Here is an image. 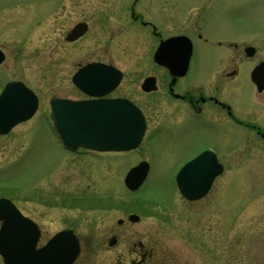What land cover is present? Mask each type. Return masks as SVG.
Segmentation results:
<instances>
[{
    "label": "flooded vegetation",
    "instance_id": "obj_1",
    "mask_svg": "<svg viewBox=\"0 0 264 264\" xmlns=\"http://www.w3.org/2000/svg\"><path fill=\"white\" fill-rule=\"evenodd\" d=\"M246 2L40 0L39 5L29 1L10 7L7 12L20 5H32L34 14L40 18L38 21L46 18L52 21L48 40H52L56 50L62 49L65 63L53 69V79H57L55 71L58 70L68 91L53 92L48 99V111L42 110L43 102L33 87L21 76L6 77L2 73L1 68H10L7 64L10 54L7 46L0 44L3 58L0 92L8 82H23L39 97L33 117L0 135L5 139L15 128L29 123L23 132L14 136L16 144L27 142V132L33 133V118L46 117L51 133L65 150V162L57 167L53 180L40 186L48 189L51 197H46V203L36 197L33 208L38 214L60 210L63 219H71V214L64 211L78 206L77 202H72L73 199L79 201L73 193L82 189L89 199L80 201L93 204L85 211L90 212L88 224L82 226L67 220L52 232L41 217L31 216L17 206L39 228L37 248L56 233L72 229L81 246L74 264H79L83 255L93 257L94 249L116 253L112 264H179L171 259L172 250L159 232L161 227L157 228L152 222V216L162 213L170 217L168 213L177 208L179 198L195 206L209 202L206 206L209 213H213L215 206H229V182L222 188L216 189V186L222 177L228 180L231 164H264V37L259 27L253 35L243 33L244 29L239 27L231 28L232 23L235 26L246 23ZM2 17L3 14L0 23ZM78 25L86 30L72 39ZM55 31L59 32L58 39L54 37ZM161 44L173 59L155 60ZM141 46H144L142 55L137 57ZM52 52L55 53V49ZM89 52L92 55L88 57ZM14 55L16 63L20 62V53L16 51ZM52 63L60 62L54 57ZM78 72L86 79L88 76L98 79L100 84L92 88L78 86L74 82ZM55 99L127 101L140 109L145 118L143 139L137 147L124 150L68 149L57 138L51 118ZM162 134L165 140L149 142L153 136ZM154 150L156 153L152 155ZM201 154L207 156L195 167L196 179H207L215 172L216 164L222 171L214 177L202 198L189 200L178 188L176 178L185 165ZM153 159L163 164L173 161L169 176L177 194L175 203L157 187L147 193V188L153 186L150 184ZM144 161L149 165L147 177L139 188L130 189L126 177ZM77 177L80 185L71 188L72 180ZM214 192L220 193V202ZM2 197L6 196L0 195ZM161 201L164 205L159 203ZM261 241L264 246L263 237ZM254 243L256 248L248 247L251 252L234 256L238 264L244 263L248 256H251L250 264H264V249ZM231 255L229 264L233 263Z\"/></svg>",
    "mask_w": 264,
    "mask_h": 264
},
{
    "label": "rangeland",
    "instance_id": "obj_2",
    "mask_svg": "<svg viewBox=\"0 0 264 264\" xmlns=\"http://www.w3.org/2000/svg\"><path fill=\"white\" fill-rule=\"evenodd\" d=\"M29 1H34L37 5L40 2V0H0V15L3 14V20L0 23V44L6 45L10 54L7 62L10 68L5 69V66L1 70L5 76L7 75L6 77L21 76L41 97L42 110L44 108L48 111L50 95L53 92L62 94L68 91L58 70L55 71L56 74L58 73L55 74L57 79H53L52 73L59 64L62 67L65 63L62 49L56 50L52 45V40H48L52 34L51 20L46 18L38 21L40 18L34 14L32 5L28 7L20 5L7 12L12 5L27 4L26 2ZM36 12L38 14L37 10ZM246 12V23L236 26L232 23L231 28L239 27L241 30L244 29L243 33L253 35L259 27L258 30L264 37V0H247ZM58 36L59 32L55 31V39H58ZM91 48H93L92 45ZM53 49L55 53L52 52ZM143 49L144 46H141L137 57L142 55ZM16 51L20 53L18 63L14 55ZM89 55L92 53L89 52L88 57ZM54 57L60 63L53 65ZM16 64L18 67L14 68ZM35 117L32 120L33 133L27 132V138H29L27 142L16 144L14 136L23 132L22 130L27 128L29 123L15 128L13 134L5 139L0 135V195L12 199L20 209L23 208L25 213L41 217L46 222L45 227L51 232L60 228L67 220L85 226L88 224L87 215L90 214L85 211L88 205L93 204H87L84 200L80 201L81 198L89 199L83 189L78 193H73L79 201L73 199L72 202H77L78 206L72 207L71 211H64L71 214V219H63L61 217L63 211L60 210L50 214L48 211L38 214L37 209L33 208L36 205V197L42 203H46V197H51L47 192L48 189L40 186L45 181L53 180L57 167L65 162L63 160L65 150L51 133L47 118ZM165 139V135L162 134L158 137L153 136L149 142ZM151 149L153 148H149ZM155 153L156 150L152 152V155ZM152 162L153 173L150 184L153 186L147 188V193L157 187L161 193L171 196L175 203L177 194L169 176L173 161L163 164L158 159H153ZM227 174H230L228 180L224 177L219 179L220 182H217L216 189L222 188L229 182L228 188L231 193L228 207L215 206L213 213L211 211L209 213L206 210L207 204L210 205L209 202L203 201L202 206L201 204L195 206L179 198L177 208L168 213L170 217L162 213L152 216L155 226L161 227L159 232L162 233V237L166 238L172 250V257H170L174 262L179 264H229V254L232 253V264H238L239 260L235 259L238 257L237 253L251 252L248 247H254V242L264 249L261 241L262 237L264 238V164H231V169ZM78 182L79 177L72 180L71 188L80 185ZM87 184L88 182L83 186L86 187ZM216 194L218 195L217 202H220L218 200L220 193ZM159 203L164 205L162 201ZM210 215L213 217L211 218ZM240 237L242 240H238ZM115 256L116 253L94 249L93 257L88 258L87 254L83 255L79 264H112L116 261ZM250 260L251 256H248L244 263L239 264H250ZM0 264H4L1 256Z\"/></svg>",
    "mask_w": 264,
    "mask_h": 264
},
{
    "label": "water",
    "instance_id": "obj_3",
    "mask_svg": "<svg viewBox=\"0 0 264 264\" xmlns=\"http://www.w3.org/2000/svg\"><path fill=\"white\" fill-rule=\"evenodd\" d=\"M83 25L74 30L72 39L85 32ZM173 59L163 44L155 53L156 61ZM3 58L0 55V62ZM91 66L88 65L87 69ZM86 67L82 70L84 71ZM98 79L84 78L81 72L74 77L80 87H96ZM87 86H84V85ZM35 92L23 82H9L0 93V134L8 133L13 126L30 119L38 108ZM53 113L55 130L65 147L95 150H124L135 148L142 140L146 123L140 109L127 101H71L55 99ZM207 154H201L178 173L176 181L181 193L189 200L202 198L209 190L221 166L207 179L194 177L195 167L201 165ZM149 165L141 162L126 177L130 189L139 188L148 174ZM0 255L5 264H73L79 256L80 242L73 230L55 234L46 245L37 248L39 228L24 216L8 198H0Z\"/></svg>",
    "mask_w": 264,
    "mask_h": 264
}]
</instances>
